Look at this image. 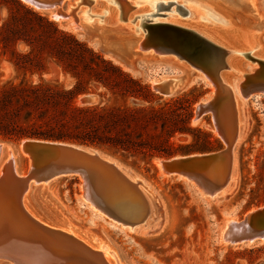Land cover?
Masks as SVG:
<instances>
[{
    "label": "rangeland",
    "instance_id": "1",
    "mask_svg": "<svg viewBox=\"0 0 264 264\" xmlns=\"http://www.w3.org/2000/svg\"><path fill=\"white\" fill-rule=\"evenodd\" d=\"M110 1L62 0L61 10L68 12V17L57 20L49 12L35 9L36 7L21 0L35 12L52 21L60 30L72 34L78 41L99 52L105 59L121 66L151 88L153 84L151 79L154 77H175L184 72H191L189 83L179 90L177 89L171 96L186 93L187 100L193 101L190 105L189 125L209 133L212 137L211 148H213L204 152L192 151L188 154H176L171 157L213 153L224 148L226 143L224 144L216 130L212 112L197 115L196 111L201 100L213 91V86L195 77L193 69L186 63L173 56H156L151 53L146 56L145 54L148 52L138 50L137 56L136 54L133 56V68L130 69V66L115 61L100 49L99 41L102 35H99V32H105L108 39L118 41H136L138 36H141V30L130 35L131 27L139 28L141 19L137 18L134 24L118 20V11H105L106 6H111ZM135 1L138 4H135ZM168 1H175V3L164 2L156 10L154 0H127L131 8L132 5L135 6L133 9L129 8L131 12L122 10L126 14L129 13L128 20L134 15L143 14L142 16L150 20L179 23L181 26L194 30L197 28V32L201 34L205 32L206 36L209 35L208 30L223 29V27L221 28L223 23L220 19L217 20L219 17L217 14L221 15L222 12L232 14L234 24L244 30L242 39L240 36H235L236 43L243 41L246 45L244 43L242 46L237 45L235 42L233 45L211 35L207 37L215 39V41L220 40L219 42L224 43L225 46H228L227 48L232 50L228 55V64L231 68L226 73L227 80H230L234 86L237 85V80L242 78L235 72L241 73L244 69L246 72L253 71L258 67V64L252 58L264 59L262 58L264 55L261 54L262 57H260L256 47L250 52L251 57L242 56L241 50H244V47L250 48L246 38L249 39L257 31L253 26L257 19L256 15L249 13L248 15L239 7H235L231 2L236 0H231V2L229 0ZM257 2L260 12L258 14L264 18V0H257ZM185 10L186 13H184ZM213 10L215 11L213 12ZM189 11L190 15H188ZM6 17L7 9L0 6V23ZM68 19L83 25H80V28H72ZM84 20L88 21V24H84ZM215 24H219V27H216ZM201 29L203 30L201 31ZM262 36L264 42V32ZM15 50L21 54L30 51L22 41L16 43ZM39 57L45 68L42 73L28 69L27 66L15 65L9 54L0 51V86L36 85L39 83L59 85L65 89L73 86L75 79L69 73H64L52 57L46 53H42ZM236 67H239L241 71H238ZM93 88L96 91L100 90L97 85H93ZM171 96H162L163 101ZM84 97L85 95H80L76 98L75 104L85 105L97 101L95 97L94 100L87 103L84 101ZM227 107V105H222L220 109L224 112V116L230 117ZM237 110L239 114V109ZM241 117L245 129L239 132V138L233 146L231 178L224 188L228 184L231 186L223 194H219L221 191L216 193L219 196L216 194L212 197L201 195L197 188L184 178L175 175H162L155 162L158 159L170 157H153L146 160L130 154L92 147L97 149L102 156L112 157L121 169L126 170L130 175L138 176L143 180L145 186L148 185L146 186L147 190L142 191L150 203L151 213L143 224L133 228L120 226L91 205L89 206L88 203L83 202L81 200L82 180L75 176H60L44 183V185H32L26 192L28 208L46 222L57 227L74 230L94 245L99 246V241L102 244V241H105L111 246L109 251L114 252L110 251L107 254L109 260L111 259L114 264H264V239L236 245L223 243L219 240V232L224 221L239 220L249 211L264 207V95L250 96L246 99V102L241 105ZM213 139L218 140V146ZM21 140L15 142L0 134V142L4 148L0 159V172L9 150L15 156L16 171L19 174H25L28 161L18 148ZM172 141L176 145L191 146L203 144L205 139L193 132L175 134ZM206 146L209 147L207 141ZM3 156L5 158L2 160ZM73 178H76V182ZM102 250H106V245L102 246ZM0 264L7 263L1 262Z\"/></svg>",
    "mask_w": 264,
    "mask_h": 264
},
{
    "label": "trees",
    "instance_id": "2",
    "mask_svg": "<svg viewBox=\"0 0 264 264\" xmlns=\"http://www.w3.org/2000/svg\"><path fill=\"white\" fill-rule=\"evenodd\" d=\"M0 6L7 9L0 23V51L9 54L15 65L38 73L45 71L39 56L46 53L75 79L69 89L42 83L0 86V134L6 139L59 141L146 160L213 148L209 133L189 125L193 101L186 93L163 101L148 84L21 0H0ZM19 41L29 47L28 53L15 50ZM86 93L94 94L97 101L75 104ZM193 132L205 142L182 146L172 141L175 134ZM213 140L217 145L218 140Z\"/></svg>",
    "mask_w": 264,
    "mask_h": 264
},
{
    "label": "water",
    "instance_id": "3",
    "mask_svg": "<svg viewBox=\"0 0 264 264\" xmlns=\"http://www.w3.org/2000/svg\"><path fill=\"white\" fill-rule=\"evenodd\" d=\"M25 1L36 8L45 9L53 0H24L23 2ZM121 5L125 11H130L127 2L124 1ZM124 10H122V15L120 16L121 20L125 18V15H123ZM142 32L143 36L138 45L140 52L151 50L156 56H173L178 60H182L196 74L202 76V78H199L200 80H204L213 86L214 95L212 98L208 99V95L202 99L203 102L196 108V111L197 115L212 112L216 130L220 137L225 138L216 117V112L218 105L220 106L227 98L225 96L227 94L222 93L225 89L220 84V75L228 67L227 58L229 54L227 49L213 43L194 30L172 23L155 22L148 18L142 23ZM107 40L112 44L115 39ZM99 46L104 53L118 56L130 66V69L133 68L134 57L132 55L126 54L123 50L121 52L112 48L109 43L103 40L99 43ZM246 56L251 57L250 55ZM252 59L257 62L258 67L253 71H247L236 82L243 97L264 95V61ZM151 80L154 81L152 89L156 93L161 96L173 95L168 81L161 80L159 77H154ZM83 99L85 102L90 103L95 99V95L87 94ZM27 140L29 141L25 142L24 149L28 152L29 157H26L28 166L25 174L22 175L17 172L14 174V178L9 176L10 174L0 176V213L3 212L2 214L7 217L0 221V233L3 235V237L0 235V263L103 264L100 259L94 257L95 254L91 249L82 247L81 243L70 234L39 224L31 219L23 211L20 199L17 200L8 196L11 194L8 188L19 190V197H21L32 185L36 186L41 182H49L60 176H75L82 180L81 200L83 202L88 203L89 206L92 205L102 215L116 224L130 227L143 224L149 218L151 213L149 201L148 206H144L143 211L145 212L138 217L131 216L128 205L112 201L110 199L111 194L115 196L125 193L126 190H133L135 184L119 173L112 164L103 162L98 155L99 151L97 149L93 148V152L86 150L82 145L39 139ZM233 140H235V135ZM234 145L235 143H228V146L222 149L226 148L228 152L233 153ZM189 156H175L164 159L165 161L160 163V168L167 175L184 178L193 184L201 195L209 196L220 192L228 183V178L214 182L205 172H202L203 167L208 170L209 166H211L210 164L218 157L214 156L193 161ZM4 158L5 156L2 157V160ZM230 158L233 161V157ZM230 164L231 160L228 168H230ZM196 167L202 169L197 170ZM3 200L4 202H12L15 211L22 213L26 218L31 232L29 235V248L33 247L36 249L37 254L29 257L22 252L20 246L14 245L15 243H9L12 239V234L17 230L18 223L10 217L3 207ZM146 214L148 215L147 217ZM263 238L264 207L254 209L224 229L221 227L219 232V240L221 241L222 239L223 241L221 242L232 245L253 242Z\"/></svg>",
    "mask_w": 264,
    "mask_h": 264
},
{
    "label": "bare ground",
    "instance_id": "4",
    "mask_svg": "<svg viewBox=\"0 0 264 264\" xmlns=\"http://www.w3.org/2000/svg\"><path fill=\"white\" fill-rule=\"evenodd\" d=\"M106 1H108V0H106ZM124 1L127 2V0H113V1L111 0L110 1V3H111L110 5L112 7L110 5H108L110 7L106 6L105 7V11L106 12L107 11H111V10L118 11L117 19L121 20L120 16L122 15V9H123L121 4ZM154 1H155L156 10H158L160 8V6L163 5L162 3H164V2L167 3V4L175 3V1H168V0H154ZM237 1H238V3H237ZM61 2H62V0H53L47 8L42 9V10L49 12V14L53 18H55L57 20L67 18L68 17V12H66V11L63 12L61 10ZM135 2H136L135 4H138L137 1H135ZM229 2H231V0H229ZM26 3H29V2H26ZM231 3L233 5H235V7H239L241 10L247 12V14L249 13L250 15L251 14L254 15V16L256 15V19H257L256 20L257 22H254V24H253L254 29L257 30V31H255L253 29L255 31V33L253 34V32H252L253 35L249 34V35H252L251 37L249 36L250 37L249 39H247L244 36L246 38V41L248 40L247 43H248V47H250V48L244 47V50H241L243 52L242 56L251 55L250 52H252V50L255 49V47H256V48H258V52L260 54V57H262L261 54L264 55V42H263V38H262L263 37L262 35H263V32H264V18H262L263 16H260L258 14V12H259V5L258 4L259 3L257 2V0H236V1H233ZM127 5H128V2H127ZM134 6L135 5H132V8H131V6H129V7L131 9H133ZM177 7H179V6H177ZM35 9H39V8H35ZM208 9H210V8H208ZM233 9H236V8H233ZM215 10H216V8H215ZM215 10H213V12ZM113 11H111V12H113ZM184 13H186V10H185ZM216 13H217V10H216ZM190 14H191V12L189 11L188 15H190ZM219 14H217V17L219 16L217 18V20L220 19V21L223 23V26H221V28L223 27V29L221 30V29H217L216 28V30H215V29H211L210 28L211 30H208V32H209L208 34L209 35H207V36L211 35L213 37H218V38H220V40L222 39V40H225L227 43H231V44L235 45L234 42L236 43V41H237L235 36H238V37L240 36V38L242 39V35H243L242 31H244V30H241V27H238V26H236L234 24V21H233V19L231 17L232 14H229V12L228 13H225V12L223 13L222 12L221 15H219ZM244 14H246V13H244ZM123 15H125V18H124V20H122V22H125V23L126 22H130V24H132V23L134 24V22H135V20L137 18L141 19L140 20V24H139V28L136 27V26H134V28H132L130 26L131 27L130 35H134V34H136L137 32H139L141 30V36L140 37L138 36V39L136 41H128V40L127 41H122V40L118 41V40H114V41H112V44H111L107 40L108 38L105 36L106 33L105 32H99L98 34L102 35V37L100 38L99 43L103 40L106 43H109L112 46V48H114L116 50H119L121 52L123 50V51H125L126 54L132 55V57L135 54L137 56V54L139 53L138 45H139V43H140V41L142 39V36H143L142 23L145 21L146 17L142 16L143 14H137V15L132 16V18L128 20L129 13L128 14L124 13ZM203 19H204V17H203ZM211 19L214 20V18H211ZM85 20H84V24H88V21H85ZM152 21H155V20H152ZM68 22H69L70 25L73 26L72 28H80V25H83V24H80V22H79V24L75 23V22H73L70 19H68ZM155 22H166V21H155ZM221 22H220V24H221ZM167 23H171V22H167ZM172 24L181 26L179 23H172ZM215 26L219 27V24H215ZM182 27H184V26H182ZM185 28H187V27H185ZM188 29H191V28L189 27ZM191 30H194V29H191ZM197 30L198 29L196 28V30H194V31L197 32ZM202 30L203 29H201V31ZM197 33L202 35L203 37L207 38L208 40L212 41L213 43H216V44L226 48L227 51H228V54H230L232 52V50L227 48L228 46H225L224 43L219 42L220 40L219 41H215V39L212 40L211 38L206 36L207 33L204 35L205 32H203V34H201L199 32H197ZM247 37H248V35H247ZM245 38H243V39H245ZM243 43L245 44V42H243V41L242 42L238 41L236 44L237 45L240 44L242 46ZM236 51H238V50H236ZM256 51H257V49H256ZM142 52H148V54H145L146 56L149 55L150 53L154 55V53L151 50L142 51ZM239 54H240V51H239ZM109 55L115 61L123 62L118 56L112 55V54H109ZM262 58H264V56ZM227 60H228V58H227ZM262 60L264 61V59H262ZM239 62H240V60H239ZM123 63H124V65L129 66L125 62H123ZM230 68H231V66H229V64H228L227 69L224 72H222L221 75H220V84L225 89V91H223L222 93L227 94V95H225V96H227V98H226V100H224L220 104V106L218 105L217 112H216V117L218 119L219 125H220V127L222 128V130L224 132V137L225 138H223L222 136L221 137H222L223 141L226 143V147L228 146V143L234 144L237 141V139L239 138L238 137L239 136V132L242 131V129L243 130L245 129V126H243L244 124H242V119H241L242 118L241 117V105L243 103H245L246 99H248L251 96V95H249V96H244L243 97L240 94L237 85L234 86L233 83L230 82V80H227L228 77H227V73L226 72L229 71ZM237 69H238V71H241V69H239V67ZM193 73H194V76L197 77L198 79L200 77L202 78V76H199V74H196L194 71H193ZM235 73L236 74H240V77H242V75L247 73V72L244 69V71H242L241 73H239V72H235ZM181 74L182 75L175 76V77H162L160 79L168 81L169 82V86H170V88L172 90V93H174L177 89L179 90L181 87H183L187 83H189V76L191 75V72H189V73L188 72H184V73H181ZM195 77H193V78H195ZM190 81H193V80H190ZM153 84H154V81H153ZM213 95H214V91H211V93L208 96V99H211ZM202 102H203V100H201V102L198 104L197 108L201 105ZM222 105H227L228 106L227 108L229 109L230 117L223 115L224 112L220 109V107ZM237 109H239V114L240 115L238 114V110ZM234 135H235V140H233L234 139ZM26 141H29V140H27V139L26 140H21L18 148H19L20 152L22 153V155H24L26 157H29L28 152L24 149V144H25ZM83 147L86 150L94 152L93 148H89V147H86V146H83ZM3 152H4V148H3L2 143L0 142V159H1V156H2ZM98 155L100 156V158H101V160L103 162H107L109 164H112L119 171V173H121L123 176L127 177V179L130 182L135 184V188L133 190H126L125 193L118 194V195H115V196L111 194V198L110 199L112 201L114 200L115 202H119V203H121L123 205H128L129 206L128 210H129V212H130L132 217H138L141 214H143L145 212V211H143L144 206H146V205L148 206V199L146 198V196L144 195L142 190H144V192H145V190H147L146 186H148V185L145 186L143 180L141 178H139L138 176L130 175L129 173L126 172V170L124 171L123 169H121L120 166L116 163V161L113 158H111V157H109L107 155H103L102 156V154L100 152H98ZM214 156H217L218 158L213 163L210 164L211 166H209L210 168L208 167L209 168L208 170L206 168H204V167H203V169L200 168V167H196V169L197 170L202 169V172H205L206 175H208L212 179V181H214V182L222 181L226 177L228 178L227 181L230 180L231 171H232V158H230V157H232V152H230V151L228 152V150H226V148L222 149L220 151H217V152H213V153L200 154V155H190L189 157H191L193 161H199V160H201L203 158H212ZM230 160H231V164H230V168H228ZM164 161H165L164 159H158L155 163H156L158 169L160 170L161 174L164 175V176H167V174L164 171H162V169L160 168V163L164 162ZM1 169L2 170L0 172V176L6 175V174H10L9 176H12L14 178V176H15L14 174L17 173L15 156L9 150H8V156H6V160H5V162L3 164V167ZM44 183H47V181L38 183L36 186H40L42 184L44 185ZM230 186H231V184H228L223 190H221V192L219 194H223L226 190H228V188ZM141 187H142V189H141ZM8 190L11 193L8 196H11V198L17 199V200L20 199L19 201H20L21 205L23 206V211L31 219H33L34 221H36L39 224H42V225H45V226H48V227H53L54 229H58V230H60L62 232H66V233L70 234L73 238H75L76 240H78L81 243L82 247H84V248L87 247V248L91 249V251L94 252V254H95L94 257H96L97 259H100L103 264H114L113 261H111V259L109 260V257L107 256V254L110 251H112V250L109 251V249H111V246L109 244H107L105 241H102L103 244L101 243V241H99V243H98L99 246H97V245H94V244L90 243V241H88L86 238H84L83 236H81L80 234L75 232L74 230L72 231V230H69V229H64L62 227H57L55 225H52V224L46 222L45 220H43L42 218L38 217L35 213H33L28 208V205H27L28 194L27 193H24L23 196L19 197V194H20L19 190L14 189V188H11V189L8 188ZM216 193H214L212 195H209V196H211V197L212 196H216V195L219 196V194H216ZM3 202H4V200L2 201V203ZM3 207L6 209V211L10 215V217H12L18 223L17 230L14 231V234H12V237L10 236L12 239H11V241H9V243H15L14 245L20 246L22 248V252L25 255L29 256V257L37 254V250L36 249H34L33 247L29 248V246H30V237H29V235H30L31 232H30V227L28 225V222H27L26 218L24 217V215L22 213H19V212L15 211V209L12 206V202L5 201L3 203ZM251 211H253V210H251ZM251 211H249L248 213H250ZM2 213L3 212L0 213V221H3L5 218H7ZM248 213H246L244 216H246ZM147 214H146V217L148 216ZM146 217H145V219H146ZM236 221L237 220H233V219L224 221V223L222 225V229H224L226 226H228L229 224H231L233 222H236ZM124 227L133 228L134 226H132V227L124 226ZM138 227H140V226H138ZM0 235H1V237H3L2 233H0ZM263 239H261V240H263ZM221 241H223V240L221 239ZM103 245H106V250H102V246ZM224 245H226V244H224ZM112 253H114V252L112 251ZM113 255L115 256V254H113ZM115 264H117V263H115Z\"/></svg>",
    "mask_w": 264,
    "mask_h": 264
}]
</instances>
